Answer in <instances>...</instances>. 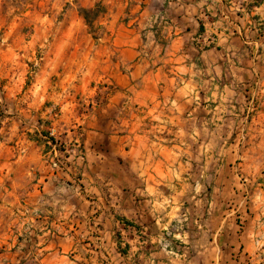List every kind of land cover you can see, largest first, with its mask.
Instances as JSON below:
<instances>
[{"label": "crops", "instance_id": "0c3cea01", "mask_svg": "<svg viewBox=\"0 0 264 264\" xmlns=\"http://www.w3.org/2000/svg\"><path fill=\"white\" fill-rule=\"evenodd\" d=\"M261 134L264 0H0V264H264Z\"/></svg>", "mask_w": 264, "mask_h": 264}, {"label": "rangeland", "instance_id": "374dc122", "mask_svg": "<svg viewBox=\"0 0 264 264\" xmlns=\"http://www.w3.org/2000/svg\"><path fill=\"white\" fill-rule=\"evenodd\" d=\"M260 145L257 146L255 150L256 163H252L245 167H241V173L244 175H249V172H256L257 174H264V134L259 137ZM244 169V170H243Z\"/></svg>", "mask_w": 264, "mask_h": 264}, {"label": "built area", "instance_id": "2783aa9c", "mask_svg": "<svg viewBox=\"0 0 264 264\" xmlns=\"http://www.w3.org/2000/svg\"><path fill=\"white\" fill-rule=\"evenodd\" d=\"M53 144H54V143H53ZM54 145H55L56 147L58 146V144H56V143H55ZM57 165H58L57 163L54 164V166H57Z\"/></svg>", "mask_w": 264, "mask_h": 264}]
</instances>
